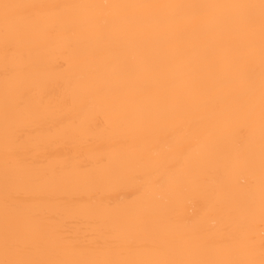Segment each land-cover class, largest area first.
I'll use <instances>...</instances> for the list:
<instances>
[{
    "label": "bare ground",
    "instance_id": "obj_1",
    "mask_svg": "<svg viewBox=\"0 0 264 264\" xmlns=\"http://www.w3.org/2000/svg\"><path fill=\"white\" fill-rule=\"evenodd\" d=\"M0 264H264V0H0Z\"/></svg>",
    "mask_w": 264,
    "mask_h": 264
}]
</instances>
